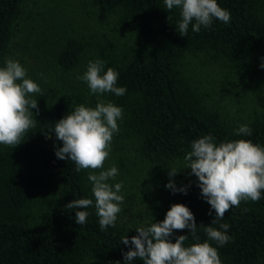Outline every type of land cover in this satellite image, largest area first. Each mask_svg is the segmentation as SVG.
I'll return each instance as SVG.
<instances>
[{
    "label": "trees",
    "instance_id": "1",
    "mask_svg": "<svg viewBox=\"0 0 264 264\" xmlns=\"http://www.w3.org/2000/svg\"><path fill=\"white\" fill-rule=\"evenodd\" d=\"M218 3L230 22L214 19L198 33L190 25L181 36L180 9L168 12L164 0H0V67L18 38L25 50L19 62L43 93L30 96L38 110L21 144H0V264H125L131 246L121 238L162 222L176 203L193 212L200 240L185 229L172 241L188 235L191 246L208 239L200 224L212 225L215 211L198 178L183 169L192 141L211 134L217 144L243 138L264 146V0ZM96 59L119 73L125 95L90 94L78 77ZM98 100L123 109L104 168H118L109 183H123L124 202L106 230L94 206L82 209L90 213L83 225L65 207L94 199L92 170L76 172L74 162L55 154L63 146L56 122ZM245 124L252 134L235 135ZM169 167L180 171L170 177ZM170 180L188 186L187 194L173 193ZM220 223L230 225L232 238L224 246L210 242L222 264H264V192L213 226Z\"/></svg>",
    "mask_w": 264,
    "mask_h": 264
},
{
    "label": "clouds",
    "instance_id": "2",
    "mask_svg": "<svg viewBox=\"0 0 264 264\" xmlns=\"http://www.w3.org/2000/svg\"><path fill=\"white\" fill-rule=\"evenodd\" d=\"M164 3L168 12L180 9L178 32L181 36H187L190 25L192 31L198 33L202 27L210 28L214 19L224 23L231 20L230 12L222 8L218 0H164ZM260 67L264 68V63ZM104 69L105 61H89L78 79L87 84L90 94L125 95L126 88L117 86L119 73L111 67ZM34 94H43L40 86L27 78V70L18 60L6 59L5 66L0 67V144L20 145L26 132L35 126L32 110H38V101L30 98ZM122 119L121 107L111 101L98 100L95 107L76 106L55 124L54 134L63 142V146L56 149L57 158L74 162L76 172L92 170L88 180L92 183L94 199H74L65 205L67 209L76 210L75 221L79 225L85 224L90 214L82 209L94 206L101 230L115 227L122 211L123 183H109L118 175V168L115 165L104 168L114 134L119 132L118 121ZM251 134L252 129L246 124L240 125L235 132L237 136ZM184 160L183 169H190L189 174L198 178L202 196L215 211L212 225L200 224L208 239L191 246H185L188 235H180L172 241L174 231L185 229H190L196 241L200 240L193 212L186 205L176 203L162 222L139 226L136 228L138 235L131 239L128 235L121 238L123 244L131 246L124 253L125 264L137 259L143 264H222L217 247L210 242L219 246L227 244L232 239L227 234L230 225L220 223L218 228L213 225L223 220L232 207H239L242 201H258L264 192V146L251 140L241 138L217 144L208 134L192 141ZM169 168L170 177L180 171ZM166 187L173 193L187 194L188 190V186L177 188L172 180Z\"/></svg>",
    "mask_w": 264,
    "mask_h": 264
},
{
    "label": "rangeland",
    "instance_id": "3",
    "mask_svg": "<svg viewBox=\"0 0 264 264\" xmlns=\"http://www.w3.org/2000/svg\"><path fill=\"white\" fill-rule=\"evenodd\" d=\"M18 36H21V33ZM17 40H18V38H16V37L13 40L14 46L12 48V52L10 54V58L20 61L21 58H22V55L25 53V50H23V47H21L20 45L16 44L15 41H17Z\"/></svg>",
    "mask_w": 264,
    "mask_h": 264
}]
</instances>
